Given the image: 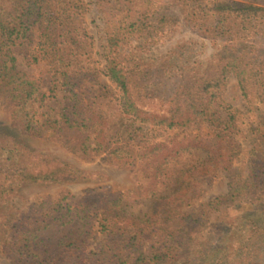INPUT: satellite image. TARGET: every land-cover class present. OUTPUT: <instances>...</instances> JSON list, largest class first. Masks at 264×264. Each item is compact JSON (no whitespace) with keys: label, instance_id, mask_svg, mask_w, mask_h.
Listing matches in <instances>:
<instances>
[{"label":"trees","instance_id":"trees-1","mask_svg":"<svg viewBox=\"0 0 264 264\" xmlns=\"http://www.w3.org/2000/svg\"><path fill=\"white\" fill-rule=\"evenodd\" d=\"M124 2L129 5L121 19L123 33L122 29L108 33L102 53L104 72L115 92L100 83L96 67L76 64L79 50L89 43V33L74 0H0V103L7 104L12 126L24 135L64 141L87 158L106 152L115 164L140 161L147 180L142 192L155 195L153 207L138 218L121 205L119 193L88 195L76 203L69 200V193H62L29 213L7 210L4 201L17 182L62 183L78 180L87 172L54 156L41 158L39 163L45 167L29 169L17 158L26 145L0 124V148L9 155L0 158L4 252L28 264H264V223L255 215H264V118L252 128L246 178L238 180L230 174L227 194L199 208L191 205L202 181L221 171L234 172L243 116L224 100L229 77L236 79L248 111H264V60L248 41L251 36L264 35V7L228 0H181L188 19H208L201 22L212 29L210 33L222 36L223 47L201 73L184 70L171 94L156 95L162 81L153 80L151 65L133 61L121 50L123 35L129 30L143 37L153 26L151 1L146 0V7L140 9L135 0ZM134 4L136 11L130 14ZM72 9L74 15L69 12ZM231 19L233 23H229ZM35 26L37 42L31 58L50 65L47 87L18 69L12 50ZM61 94L67 103L56 111L49 103H58ZM145 99L158 100L164 107L157 112L147 110L142 106ZM202 122L214 128V137L190 134L142 147L130 142L137 124L172 129ZM194 150L204 152L205 158L182 163V157ZM163 188L169 192L157 193ZM242 194L251 207L247 215L218 225L219 236L224 237L216 246L206 247L198 239L201 230L222 203H233ZM75 215L81 222L77 233L61 237L54 251L42 257L31 251L33 243L53 238L58 227ZM95 231L101 234L100 240L95 250L88 251L87 243ZM152 233L156 238L147 252L145 241ZM233 249L237 250L234 259L221 256V251Z\"/></svg>","mask_w":264,"mask_h":264},{"label":"rangeland","instance_id":"rangeland-1","mask_svg":"<svg viewBox=\"0 0 264 264\" xmlns=\"http://www.w3.org/2000/svg\"><path fill=\"white\" fill-rule=\"evenodd\" d=\"M79 5L81 16L84 18L87 31L89 33L88 45L79 50L76 64L96 67L99 71L100 83L114 89V85L105 75V60L103 58V49L106 44L108 33H119L123 28L124 22L121 21L124 15L128 13L129 3L124 0H74ZM151 16L153 26L146 32L145 36L130 32L123 35L121 41V50L128 58L133 61H142L151 65L153 80L162 81L155 90V94H171L175 80L184 70L192 73H201L208 62L221 51L224 39L218 33H210L212 29L204 26L201 21L195 18V21L188 19L184 8L179 4L181 0H150ZM232 2L252 3L264 7V0H228ZM137 2V3H136ZM137 8L146 7V0H135ZM136 11L134 9L129 13ZM71 15L75 12L70 10ZM77 12V13H78ZM193 18V19H194ZM233 23V19L229 20ZM203 25V26H202ZM210 25V23H209ZM74 28V26H73ZM38 27L35 26L31 35L15 45L12 50L17 57V66L26 77L42 81L43 85L49 86L51 79V68L45 60L33 62L31 51L37 42ZM249 43L258 48L260 60H264V35L251 36ZM163 67L161 71L160 68ZM159 72H164L160 75ZM115 90V89H114ZM116 92V90H115ZM60 95V101H52L51 105L56 111L61 110L67 103ZM226 103L234 109L242 112V124L239 128L238 139L241 148L234 152L233 168L234 172L221 171L214 176H210L199 185V191L196 197L191 201L192 207L199 208L203 203L214 200L218 196H223L229 191L230 174L236 175L238 180H244L248 175L247 163L250 161V149L253 135L252 128L257 121L264 118V111L250 112L246 107V102L237 86L234 76H230L223 92ZM119 105V104H118ZM142 106L153 112L162 110L164 105L156 101L143 100ZM263 109H264V105ZM118 106L113 109L117 114ZM225 116V112L222 113ZM125 127L128 128L130 121L125 120ZM0 124L4 125L6 130L16 134L26 148L19 157L20 163L27 165L29 169L45 167L39 162L43 156H54L70 166L85 170L78 180L62 183H41V182H17L15 190L11 191L4 204L7 210L19 215L36 210L45 202L56 199L62 193H69L71 202H78L88 195L119 193L121 205L127 211L133 213L136 217L142 218L150 212L153 207L155 195L152 192L146 194L142 192V187L147 184V180L142 175V164L140 161L134 164H115L109 159L106 152L92 158H87L79 152L70 148L64 141L24 135L18 128L12 126L9 107L6 103H0ZM135 137L130 136V142L136 147H142L146 143L165 141L166 139H181L185 135L205 134L214 137L216 132L214 128L202 122L189 128H164L153 125L136 126ZM8 153L0 148V158L8 157ZM205 153L200 150H194L182 157V163H193L203 160ZM180 163V164H182ZM51 166V165H49ZM169 190L161 189L157 193H167ZM256 206V204H255ZM248 209H251L249 201L245 195L239 196L233 203H222L209 219L206 227L201 230L198 239L206 247L211 248L220 243L222 234L219 236L218 225L231 221H238L241 216L247 215ZM9 212V211H8ZM1 215V214H0ZM71 213L70 217H72ZM258 221L264 223V215L261 212L255 213ZM260 216V217H259ZM224 222V223H222ZM226 225V224H225ZM81 228L79 217L75 215L66 225L58 227L53 238L41 242L33 243L31 251L39 256H44L48 251H54L58 240L66 235L77 233ZM97 228H95L96 230ZM101 234L93 232L87 243V250L92 251L98 245ZM155 233L148 236L145 241V250L149 252L150 246L155 239ZM237 250L228 252L221 251V256L230 261L235 258ZM0 264H28L27 262L16 261L12 256L4 252L2 241L0 240Z\"/></svg>","mask_w":264,"mask_h":264}]
</instances>
